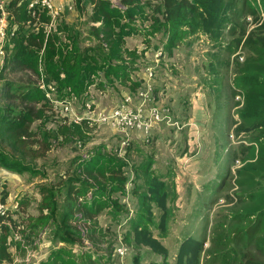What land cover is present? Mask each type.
<instances>
[{"label": "rangeland", "instance_id": "rangeland-1", "mask_svg": "<svg viewBox=\"0 0 264 264\" xmlns=\"http://www.w3.org/2000/svg\"><path fill=\"white\" fill-rule=\"evenodd\" d=\"M58 3L65 7L53 20L51 30L63 20L74 22L82 31L85 41L82 46L94 44L88 28L99 24L90 23L91 7L78 17L76 10L70 12L67 8L66 5L71 4L69 0ZM110 3L121 8L119 0H110ZM73 5H76L74 0ZM241 8L242 5H238L237 12L232 14L231 25L237 27L238 33L243 29L248 34L255 25L248 16V6L240 11ZM145 12L147 20L135 19L131 25L133 34L124 44L126 50H136L139 57L132 64L124 53L120 60L111 63L121 68L118 76L127 71L132 82L139 79L142 82L145 69L154 64L153 55L161 50L163 55L156 61L154 74L155 93L170 108L177 124L172 127L160 125L150 131L147 139L132 136L125 157L117 153L119 137L97 123L69 122L51 102L76 101L75 106L81 112L87 99H92L98 112V109L111 108L120 100V92L128 89L124 84L118 81L107 84L102 72L93 80L94 84L98 81L102 86L106 84L104 88L92 85L84 98L63 96L60 99L53 87L42 88L41 79L29 71L4 68L6 39L0 44L3 54L0 57V108H7V113L11 110L9 118L29 108H33L32 115L35 116L26 135L17 139L15 146L13 141L0 142V151L4 154L0 161L3 163H0V204L10 218L3 222L12 227L7 236L9 259L6 264H132L136 255L140 264L163 261L175 264L179 247L188 238L204 241L200 264H264V178L253 174V183L245 185L248 181L245 174L238 175L249 164H254L258 171H262L264 165L263 160L258 162V145L253 141L258 135L249 130L247 122L240 117L245 111L257 109L264 98V83L245 89L235 84L246 61L258 57L256 48L245 44L236 48L232 38L226 36L227 30L226 37L215 43L201 33L190 32L169 53L164 50L166 37L161 33L151 35L152 8H146ZM48 30L47 27L45 32ZM5 83L37 85L45 95L49 93L44 118H37L40 103L27 105L12 91L11 99L5 97ZM258 98L259 102H255ZM72 125L80 126L79 130L83 132L79 142L70 137L66 141L61 135L64 128ZM240 126L248 130L238 132ZM250 146L256 149L254 159ZM98 148L106 155H118L114 158L117 164L120 161L126 164L121 168L122 176L126 178L124 193L111 195L120 208L116 209L115 216L112 209H103L89 221L75 213L77 220L70 219L64 225L60 215L65 209L67 184L79 170L81 159L87 160ZM150 159L153 161L151 172L168 183L170 219L166 234L160 238V243L167 249V257L122 241L127 254L120 258L114 254L119 235L123 234L125 239L131 223L137 221L139 211L143 212L138 200L146 190V183L136 168ZM14 161L16 168L11 170L5 166L8 162L11 166ZM42 186L56 191V205L51 211L42 209ZM4 194L6 199L1 203ZM150 206V228L153 235L158 236L160 211L154 204ZM253 221H257L261 229L254 239L246 243L237 238L236 233L244 232ZM66 230L69 234L64 232ZM64 238L68 241H63Z\"/></svg>", "mask_w": 264, "mask_h": 264}, {"label": "trees", "instance_id": "trees-1", "mask_svg": "<svg viewBox=\"0 0 264 264\" xmlns=\"http://www.w3.org/2000/svg\"><path fill=\"white\" fill-rule=\"evenodd\" d=\"M71 1L73 2V0ZM74 1L78 17L84 15L89 6L91 7L90 23H99V26L92 25L88 28V35L94 41L92 45L82 46L84 41L82 31L76 27L74 22L68 23L63 20L57 24L55 30L45 32L50 18L45 13H40L38 18H33L31 10L28 8L30 0H8L6 5V42L3 45L4 68L29 71L41 79L46 90L53 87L54 93L58 94L57 97L60 99L64 98L63 96L84 98L92 85L104 88L106 84L102 86L101 81L94 84L95 80H93L102 72L107 84L113 85L115 81H118L128 88L125 92L133 93L141 82H132L127 71L118 76L117 72L120 73L121 68L111 62L120 60L124 53H127V60L132 64L137 60L139 56L136 50H126L124 47L125 40L133 34L131 25L135 19L145 20V9L151 7L153 13L151 35L161 33L166 37L164 50L170 53L178 45L177 43L190 32L201 33L214 43L229 36L236 48L245 44V46L256 48L255 52L258 56L256 59L251 58L246 61L245 68L238 73L235 81L236 86L245 89L250 85L264 83V0H154L153 3H151L152 0H119L121 8L112 6L110 0ZM238 5H242L240 11L248 6L250 12L248 16H251L255 25L248 34L243 29L238 33L237 27L231 25V16L237 12ZM261 12H263V16H261ZM183 29H186L187 32ZM225 30H227L226 36H224ZM113 77L115 79H112ZM11 91L27 105L35 106L40 103L37 118H44L43 113L48 101L45 92L37 85L5 83L3 91L5 97H9ZM5 92H8V95ZM121 92L120 95H122ZM11 98L12 96L9 97V99ZM259 100L260 98L255 102H259ZM32 111L33 108H29V110L18 112L16 116L9 118L11 110L7 113V108H0V142L13 141V146H15L16 140L26 135L29 124L33 122L35 116L32 115ZM240 117L247 122L248 129H252V132H256L258 135L253 140L258 145L256 146L257 150L254 146H250L253 152L252 159H254V150H256V152L258 151V162L259 160L264 161V98L261 99L256 110L245 111L241 113ZM79 128L80 126L77 125L64 128L61 135L66 138V141L69 140L67 137H70V139L74 140L75 138L77 139L75 141L79 142L83 137V132ZM248 129L240 126L238 132ZM119 147L118 155L125 157L128 147H125L122 152ZM115 157L106 155L98 148L87 160L81 159L79 170H76L74 178L67 184L64 196L65 209L60 215L62 224L67 225L70 219L77 220L74 216L75 213H80L85 221H89L106 208L112 209L114 216L117 214L116 209L120 207L117 201L111 198V195L124 193L126 178H123L121 168L126 164L122 161L117 164L114 162ZM3 158L4 154L0 151V161ZM152 162L150 159L139 164L136 168L146 183V190L142 198L138 200V205L143 208V212L139 211L138 222L131 223L128 236L125 239L122 237L123 234L119 236L122 237V241H128L136 248H147L156 255L167 257V249L160 243V238L166 234L170 219V209L167 206L168 183L151 172ZM15 163L14 161L11 166L5 163V166L12 170L16 168ZM1 164L3 165V163ZM254 166V164H249L238 172L239 176L245 174L248 179L245 185L253 183V174L264 178V165L262 171H258ZM82 174L85 176L82 177ZM53 191L50 188H43V186L40 189L43 194L42 209L51 211L52 206L56 205V191ZM89 191L90 197L87 198ZM5 199L6 194L3 195L1 203H4ZM151 204H154L160 211L157 225L158 236H154L150 228ZM5 214L0 216V264L8 263L9 259L6 243L12 227L3 222L5 219L10 221L7 212ZM12 223L14 224V222ZM260 230L258 222L253 221L249 223L244 232L238 231L236 235L243 242L249 243ZM64 232L69 234L68 230ZM63 241L67 242L68 240L64 238ZM203 245L204 241L185 239L179 247L175 264H200ZM132 264H140L137 255L133 257ZM160 264H166V262L163 261Z\"/></svg>", "mask_w": 264, "mask_h": 264}, {"label": "built area", "instance_id": "built-area-1", "mask_svg": "<svg viewBox=\"0 0 264 264\" xmlns=\"http://www.w3.org/2000/svg\"><path fill=\"white\" fill-rule=\"evenodd\" d=\"M69 1L71 4H67L66 6L71 10L75 6L71 0ZM7 3L8 0H0V44L5 39ZM64 7V5H60L56 0H30L28 4L33 18H38L40 13H45L50 18L47 25L49 30L47 32H50L53 20H56L63 13ZM261 16H263V12H261ZM247 19L250 20V18ZM2 55L0 50V57ZM158 55H161L160 52L154 55L155 62L159 58ZM153 81L154 69L153 67H148L145 69L140 86L133 93L121 92L120 100L111 108L98 109V112L95 108H98V106L91 99H87L86 103L83 104L81 112L75 106L76 101L51 100V102H54L55 107L60 110L61 114L69 122L80 124L86 121L87 123H97L98 126L105 127L120 138L119 148L120 152H122L132 136L140 138L144 136L143 138L147 139L150 131L157 129L160 125L172 127L177 124L173 120L170 108L157 101ZM42 88H44L43 84ZM47 97L49 96L47 95ZM5 213L3 205L0 204V216H4ZM114 254L120 258H124L127 254V249L122 244L121 236H119V244L115 247Z\"/></svg>", "mask_w": 264, "mask_h": 264}, {"label": "crops", "instance_id": "crops-1", "mask_svg": "<svg viewBox=\"0 0 264 264\" xmlns=\"http://www.w3.org/2000/svg\"><path fill=\"white\" fill-rule=\"evenodd\" d=\"M57 1H59V0H57ZM75 11V7L74 8H72L71 10H70V12H74ZM97 24H99V23H97ZM159 52H160V57L158 58V60H160L161 59V57H162V55H163V52L161 51V50H158ZM154 56V55H153ZM157 65H158V63H156L155 62V59H154V64H152L150 67H153V69H154V74H155V69L157 68ZM142 78V77H141ZM141 79H139V81H140ZM153 83H154V86H155V81H153ZM87 94H89L88 92H87ZM155 96H156V99H157V101L159 102V103H163V101L160 99V96H157V94L155 93ZM92 100V99H91ZM147 141V140H146Z\"/></svg>", "mask_w": 264, "mask_h": 264}]
</instances>
